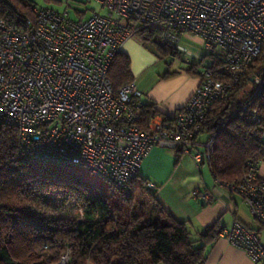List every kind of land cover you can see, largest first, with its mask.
<instances>
[{
	"label": "built area",
	"instance_id": "2783aa9c",
	"mask_svg": "<svg viewBox=\"0 0 264 264\" xmlns=\"http://www.w3.org/2000/svg\"><path fill=\"white\" fill-rule=\"evenodd\" d=\"M105 8L70 19L50 7L33 9L34 18H0V126L14 127L29 163L79 166L102 177L124 195L155 146H168L207 163L213 138L201 139L200 126L212 104L224 100L264 46V0H91ZM78 12H83L78 10ZM159 27L179 49L183 37L201 40L206 52L218 50L221 73L202 66L200 82L170 124L158 115L148 130L138 127L143 106L135 80L114 91L107 75L115 55L133 35ZM258 96L264 75L253 73ZM240 110L253 121L248 101ZM259 162L248 163L236 183H215L241 196L264 227V180ZM148 187L154 188L152 183ZM193 197L211 200L209 190ZM218 237L243 249L252 264H264V243L239 221L220 228ZM66 253L57 264H67Z\"/></svg>",
	"mask_w": 264,
	"mask_h": 264
},
{
	"label": "trees",
	"instance_id": "16d2710c",
	"mask_svg": "<svg viewBox=\"0 0 264 264\" xmlns=\"http://www.w3.org/2000/svg\"><path fill=\"white\" fill-rule=\"evenodd\" d=\"M35 6L31 0H0V18L33 19ZM157 32L159 27H150L137 34L158 51L176 56L174 46L164 39L153 40ZM196 64L226 79L222 57L214 49ZM188 72L200 75L194 65ZM254 72L264 75V46L227 97L212 104L198 134L213 138L207 164L214 179L227 184L238 182L249 162L264 161V83L253 96ZM107 75L114 91L134 80L128 55L119 51ZM247 101L257 110V121L240 110ZM157 113L153 104H143L138 127L147 131ZM21 150L18 131L1 125L0 264H57L63 253L68 254L67 264H204L206 247L218 237V222L194 233L188 222L161 205L154 188L140 176L124 195L79 166L29 163ZM51 198L61 205L72 203L81 218L56 216L49 210Z\"/></svg>",
	"mask_w": 264,
	"mask_h": 264
},
{
	"label": "crops",
	"instance_id": "0c3cea01",
	"mask_svg": "<svg viewBox=\"0 0 264 264\" xmlns=\"http://www.w3.org/2000/svg\"><path fill=\"white\" fill-rule=\"evenodd\" d=\"M187 38L202 46L203 51L200 39L186 36L181 42H186ZM121 51L130 59L131 74L141 93V102L153 104L157 115L170 124L198 86L200 76L180 69L169 71L168 65L159 66L158 60L153 55H146L132 38L123 44ZM176 51L181 52V49ZM166 72L168 74L164 75ZM261 139L264 141V133ZM258 175L264 180V161L259 162ZM138 176L154 185L161 205L176 219L188 222L194 233L216 222L224 228L239 221L253 229L264 243V227L255 221L239 194L215 183L207 163L197 166L187 154L168 146H155L143 160ZM195 189L209 190L213 194L212 199L193 197ZM204 264H252V261L243 249L231 245L225 238L217 237L206 247Z\"/></svg>",
	"mask_w": 264,
	"mask_h": 264
},
{
	"label": "rangeland",
	"instance_id": "374dc122",
	"mask_svg": "<svg viewBox=\"0 0 264 264\" xmlns=\"http://www.w3.org/2000/svg\"><path fill=\"white\" fill-rule=\"evenodd\" d=\"M37 7H50L55 9L60 13L68 12L67 17L74 20H79L81 18L88 17L92 11H100L102 14H106L107 11L105 8L101 7L99 4L95 3L91 0H31ZM78 10L83 11L84 13L79 14ZM134 41H136L144 50L145 54L151 57L152 55L158 60L159 66L168 65L169 71H179L183 70L187 73L198 75L195 73L188 72V69L194 65V68L197 72H199L202 68L201 65L196 63L199 62L201 58L202 52L204 53V49L202 51V46H199L197 43L190 41V38H187L186 42L180 41V49L181 52L178 51L176 56H171L165 53L158 51L155 48L154 43L151 41H144L140 35L135 34L131 37ZM153 40L155 41H163V36L161 32H157L153 36ZM207 53V52H206ZM215 53H218V50H215ZM171 56V57H170ZM164 72V70H163ZM161 72V73H163ZM174 73V72H173ZM49 210L56 216L60 218H81V211L77 208L75 209L72 203H66L65 205H61L60 201H56L51 198L49 200ZM65 255L60 257L62 258Z\"/></svg>",
	"mask_w": 264,
	"mask_h": 264
}]
</instances>
